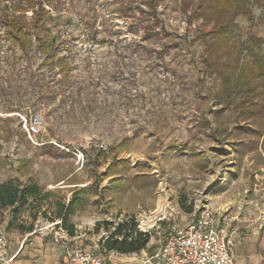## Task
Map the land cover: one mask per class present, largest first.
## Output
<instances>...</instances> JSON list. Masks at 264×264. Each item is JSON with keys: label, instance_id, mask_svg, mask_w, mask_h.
Instances as JSON below:
<instances>
[{"label": "rangeland", "instance_id": "obj_1", "mask_svg": "<svg viewBox=\"0 0 264 264\" xmlns=\"http://www.w3.org/2000/svg\"><path fill=\"white\" fill-rule=\"evenodd\" d=\"M158 2L153 21L144 0H64L41 31L29 26L30 56L0 24V184L32 179L47 194L0 208V229L24 240L20 225L33 233L61 218L59 204L79 186L87 200L67 225L87 247L131 220L150 233L153 252L186 208L207 206L235 220L234 254L264 264V123L255 109L264 97L243 103L237 94L217 115L221 78L205 68L197 32L210 26L189 22L181 0ZM252 14L237 20L234 40H264L263 11ZM37 38L52 45L54 71ZM32 115L45 122L38 143L24 128Z\"/></svg>", "mask_w": 264, "mask_h": 264}, {"label": "trees", "instance_id": "obj_2", "mask_svg": "<svg viewBox=\"0 0 264 264\" xmlns=\"http://www.w3.org/2000/svg\"><path fill=\"white\" fill-rule=\"evenodd\" d=\"M184 12L189 22L200 21V25H208L210 29L205 32L201 27L197 30L198 37L204 42L205 68L217 73L221 78L222 88L218 98L216 114L230 108L236 100L237 94H241L244 102L254 100L256 97H264V40L258 34L249 36L246 40H234L232 31L237 25V20L242 17L247 21H253V6L262 9L264 24V0H181ZM148 10L141 8L148 19L158 20V0H144ZM64 0H0V24L4 33L14 44L30 56L33 37L29 26L41 31L44 28L41 20L51 17L53 10L63 7ZM134 10V9H133ZM31 12L29 16L28 13ZM38 46L47 53L43 64L54 71L52 57V45L37 38ZM60 73L66 71L67 62L58 60ZM56 75L57 72H54ZM67 79V78H66ZM68 79L65 83H68ZM255 109L259 112V119L264 123V105L257 104ZM206 127L210 126L209 120H204ZM223 130H216L221 134ZM87 189L80 188L66 203H60L57 216L62 217L64 225L71 235H75L73 226L67 225L68 217L75 214L87 200ZM40 185L28 179L25 183H17L8 180L0 184V208L14 207L17 204L25 205L30 199L42 200L46 197ZM88 195V193H87ZM193 211L192 207L185 212ZM21 232H30L32 227L20 225ZM151 235L138 230L133 221L119 223L114 232L102 242L108 249H115L121 253L129 254L148 249Z\"/></svg>", "mask_w": 264, "mask_h": 264}, {"label": "built area", "instance_id": "obj_3", "mask_svg": "<svg viewBox=\"0 0 264 264\" xmlns=\"http://www.w3.org/2000/svg\"><path fill=\"white\" fill-rule=\"evenodd\" d=\"M44 124L41 115H32L24 123L27 135L35 143L38 142L34 138L42 134ZM181 220L182 223L175 224L164 243L153 252L143 250L124 254L104 247L102 242L107 239L105 237L87 247L71 235L62 217L48 221L33 233L50 236L55 244L64 248L62 264H122L119 259L129 264H235L237 240L231 230L230 218L202 206L191 212H182ZM11 244L9 234L0 229V264L15 261L18 253L11 251Z\"/></svg>", "mask_w": 264, "mask_h": 264}, {"label": "crops", "instance_id": "obj_4", "mask_svg": "<svg viewBox=\"0 0 264 264\" xmlns=\"http://www.w3.org/2000/svg\"><path fill=\"white\" fill-rule=\"evenodd\" d=\"M80 189L79 186L74 191ZM216 211V210H215ZM221 214L227 216L224 212ZM230 218L229 216H227ZM231 222H235L232 220ZM236 232H233L235 238H237ZM24 240L12 241L11 251L17 252V257L12 264H62L65 258V250L59 245L55 244L50 236H47L41 232L32 233L27 232ZM30 235V236H29ZM237 264H246L247 258L245 255H235ZM257 256H253L249 259L252 264H256Z\"/></svg>", "mask_w": 264, "mask_h": 264}]
</instances>
